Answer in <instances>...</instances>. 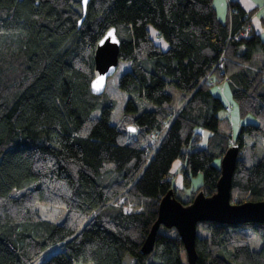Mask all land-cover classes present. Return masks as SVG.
<instances>
[{
  "label": "trees",
  "instance_id": "trees-1",
  "mask_svg": "<svg viewBox=\"0 0 264 264\" xmlns=\"http://www.w3.org/2000/svg\"><path fill=\"white\" fill-rule=\"evenodd\" d=\"M80 1L0 0V264H188L174 228L160 227L152 252L141 253L161 197L176 195L175 159L186 182L202 174L187 204L215 192L220 159L237 145L230 201L264 200V155L255 154L264 143V41L252 29L232 38L250 17L236 0L223 20L213 0H90L79 26ZM112 27L129 66L118 100L90 90L96 44ZM224 81L240 117L255 120L236 136L219 130L227 106L211 86ZM169 85L182 93L174 111ZM151 133L160 140L146 149ZM196 228L195 264H264V223ZM247 229L259 235L257 251Z\"/></svg>",
  "mask_w": 264,
  "mask_h": 264
},
{
  "label": "water",
  "instance_id": "water-1",
  "mask_svg": "<svg viewBox=\"0 0 264 264\" xmlns=\"http://www.w3.org/2000/svg\"><path fill=\"white\" fill-rule=\"evenodd\" d=\"M89 1H80L83 16L78 21L79 26L84 19ZM119 45L120 41L114 27L108 29L97 42L93 55L96 75L90 82V90L93 94L100 96L105 92L107 80L114 74L119 63ZM239 154L240 149L237 145H231L226 149L220 159V177L212 195L206 196L199 191L187 204L181 202L172 189L161 197L156 219L141 246L142 254L152 252L160 227L174 228L183 243L187 263L195 264L197 259L195 238L198 222L214 221L229 225L264 223V200L241 204L230 201L232 176Z\"/></svg>",
  "mask_w": 264,
  "mask_h": 264
},
{
  "label": "rangeland",
  "instance_id": "rangeland-1",
  "mask_svg": "<svg viewBox=\"0 0 264 264\" xmlns=\"http://www.w3.org/2000/svg\"><path fill=\"white\" fill-rule=\"evenodd\" d=\"M215 4V1H214ZM217 5V4H216ZM255 5H257L255 3ZM264 11V8L262 9ZM253 12V10H251ZM255 15V19L252 20V23L254 26H259V27H264V13L263 12H258ZM252 19V18H251ZM150 30V35L151 37L156 41V43L162 48V50L167 49L168 43L163 37H159L157 34V31L153 26H149ZM129 66L126 63H119L118 67L115 71V73L110 76L107 80V85L105 89V94L114 100H118V94H117V80L119 75L121 74V71L123 69H127ZM224 89V91H223ZM166 91L171 94L172 96V101H171V108L172 110H177L178 107L180 106L181 103V92L175 88L172 85H169L166 88ZM211 91L214 95H217L220 97L222 100L223 104L225 106H230L231 111L227 112L224 109H221L218 112V117H219V130L224 133V134H229L232 136H236L239 128L242 124H247V123H253L255 120L252 116H246L245 118H241L239 115V110L237 107V103L234 100L231 92V86L229 82L224 81V82H219V83H214L211 86ZM100 111L96 110L94 112V116H99ZM203 139L201 141V146H205L206 138L209 135L207 131H203ZM245 155L249 154L250 150L246 147L245 150ZM255 154L260 156L264 155V143L260 144L256 150ZM248 157V156H247ZM249 161V160H248ZM251 163V161H250ZM184 166V162L180 159L177 158L173 161L171 168H170V176L172 178L173 185L175 187L176 191V197L183 203H185L193 193V191L196 190L198 186L202 184V174L197 173L196 175L190 176L189 180L186 182L184 179V174L182 171V167ZM105 178V179H104ZM102 177L98 176L96 177V181L100 184L107 183L109 180H106L107 177ZM122 198L118 199L116 203L121 204L123 203ZM162 233H166L167 229L166 228H161L160 230ZM247 235H248V240H249V246L252 251H257L261 247V240L259 238V235L257 232H255L252 229H247L246 230ZM77 264V263H75Z\"/></svg>",
  "mask_w": 264,
  "mask_h": 264
},
{
  "label": "crops",
  "instance_id": "crops-1",
  "mask_svg": "<svg viewBox=\"0 0 264 264\" xmlns=\"http://www.w3.org/2000/svg\"><path fill=\"white\" fill-rule=\"evenodd\" d=\"M228 1L229 0H213V6L217 12L219 19L222 20L226 19V17L229 15ZM236 1L246 13L250 14V23L253 32L258 34L261 37V39L264 41V27H259L256 25L254 26V24L252 23V20L255 19L254 14H257V11L264 13V11L262 10L264 8V0H236ZM255 3L257 5H255ZM251 10H253V12Z\"/></svg>",
  "mask_w": 264,
  "mask_h": 264
},
{
  "label": "built area",
  "instance_id": "built-area-1",
  "mask_svg": "<svg viewBox=\"0 0 264 264\" xmlns=\"http://www.w3.org/2000/svg\"><path fill=\"white\" fill-rule=\"evenodd\" d=\"M245 17H246L245 18L246 21H245L244 25L241 26V28L237 32L232 34V38L233 39L247 38V37L250 36V32H251V29H252L251 23H250V17L249 18H247V16H245ZM226 59L227 58L224 56V54H222L215 66L221 69L223 67V61H225ZM225 110L227 112H230L231 111V107L227 106L225 108ZM149 137H150V140L145 146L146 149L148 147H156V145L159 143V140H160V137L156 133H151ZM120 198H122L121 201L123 202L124 198L123 197H120ZM130 210H131V205H125L124 206V211L126 213L130 212Z\"/></svg>",
  "mask_w": 264,
  "mask_h": 264
}]
</instances>
